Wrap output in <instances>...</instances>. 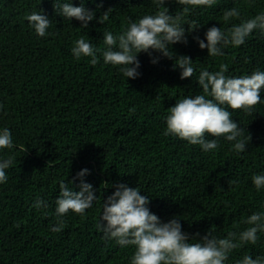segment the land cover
I'll return each mask as SVG.
<instances>
[{"label":"trees","instance_id":"1","mask_svg":"<svg viewBox=\"0 0 264 264\" xmlns=\"http://www.w3.org/2000/svg\"><path fill=\"white\" fill-rule=\"evenodd\" d=\"M80 3L73 0L74 6ZM164 6L173 15L182 11L176 0H165ZM234 6L248 18L264 11V0H217L212 8L184 13L186 30L192 20L202 26L186 31L187 44L172 46L175 55L191 57L197 70L227 64L232 76L264 70V36L255 32L244 45L224 49L222 57H207V49L193 39L203 38L212 25L226 27L222 12ZM85 7L96 13L87 29L57 15L54 0H0V126L10 128L15 143L9 179L0 184V264H128L131 249L105 241L96 227L103 201L121 183L149 196V208L162 222L180 218L192 239L212 227L217 235L244 227L242 217L264 204V191L257 193L251 183L253 173L264 171V104L251 115L233 110V119L251 137L242 154L222 139L217 150L205 153L164 136L168 108L202 91L194 80L198 72L182 80L173 59L152 64L141 52V75L127 80L102 59L93 66L70 51L80 36L102 48L103 31L118 33L130 20L157 11L155 0H86ZM41 9L52 21L53 35L46 38H37L26 21V14ZM108 9L109 19L101 23ZM82 169L89 170L83 179L97 199L83 215L69 211L63 230L52 232L60 181H73L79 191L76 176ZM37 197L48 207H32ZM246 253L264 254V237L235 250L228 264Z\"/></svg>","mask_w":264,"mask_h":264},{"label":"clouds","instance_id":"2","mask_svg":"<svg viewBox=\"0 0 264 264\" xmlns=\"http://www.w3.org/2000/svg\"><path fill=\"white\" fill-rule=\"evenodd\" d=\"M86 0L74 6L73 0H54L57 15L63 19H73L86 28L96 18L93 10L85 7ZM157 11L143 14L118 33L103 31V47L94 46L84 36L73 41L72 56L79 60L89 58L88 62L95 66L102 59L104 65L115 66L119 73L136 79L141 73L138 54L147 53L152 64L158 63L161 57L174 60V68L180 69V79L193 78L202 90L199 94H188L178 98L168 108L164 116V136H172L186 141L190 145H198L205 152L218 149L222 139L230 145V151L236 154L245 153L251 139L236 120L233 110H243L251 115L258 104H264V70L259 68L250 74L239 76L227 75L228 65L220 63L218 70L207 68L197 70L191 57L175 55L173 45L187 44L188 35L202 25L197 20L188 22L186 30L182 23V15L195 8H212L217 0H176L182 11L175 15L165 7V0H155ZM109 11L103 12V23L109 19ZM222 19L226 27L212 25L203 33L193 36L200 49H207V57L224 56V49L238 48L255 32L264 36V11L255 16L243 18L238 7L224 9ZM238 20V23L232 22ZM28 28L37 38L53 35L49 31L51 19L43 10L26 14ZM230 25V26H228ZM15 147L10 128L0 126V153L9 150L8 155H0V184L8 181L7 171L14 163L11 150ZM88 169L77 173L80 180L79 191L73 190V181H60L59 195L55 200L54 215L56 224L52 232L63 230L64 217L69 211L83 215L93 206L97 195L92 184L83 179ZM69 182L71 186H69ZM235 184L236 181H229ZM251 183L257 193L264 191V171L253 173ZM140 188L126 184L115 185V191L103 201L102 211L96 225L105 241H114L121 248L131 249L128 264H228L231 254L246 245H257L264 237V204L258 210L242 217L239 225L227 230L225 235H217L211 228L201 239L190 238L182 230L180 218L172 217L162 222L160 217L150 208V199L141 194ZM37 210L47 208L46 201L37 197L32 204ZM235 264H264V254H244L235 260Z\"/></svg>","mask_w":264,"mask_h":264}]
</instances>
